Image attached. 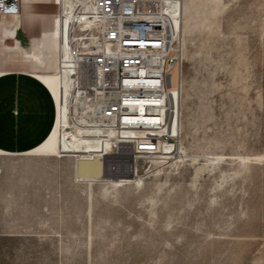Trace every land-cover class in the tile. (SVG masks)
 Returning <instances> with one entry per match:
<instances>
[{
	"label": "rangeland",
	"instance_id": "1",
	"mask_svg": "<svg viewBox=\"0 0 264 264\" xmlns=\"http://www.w3.org/2000/svg\"><path fill=\"white\" fill-rule=\"evenodd\" d=\"M145 4L183 41L177 112L159 131L176 140L158 152L173 160L147 167L117 156L116 129L81 127L68 50L63 72H49L59 159L0 175V264H264V0Z\"/></svg>",
	"mask_w": 264,
	"mask_h": 264
},
{
	"label": "built area",
	"instance_id": "2",
	"mask_svg": "<svg viewBox=\"0 0 264 264\" xmlns=\"http://www.w3.org/2000/svg\"><path fill=\"white\" fill-rule=\"evenodd\" d=\"M19 12L20 0H0L1 15ZM74 13V26L96 24L88 39L74 44L70 101L85 110L86 119L116 129L117 156L142 160L160 152L162 141L176 144L174 137L159 131L177 112L169 87L174 70L182 78L179 34L158 21L145 0H77ZM164 160L167 165L172 159Z\"/></svg>",
	"mask_w": 264,
	"mask_h": 264
},
{
	"label": "crops",
	"instance_id": "3",
	"mask_svg": "<svg viewBox=\"0 0 264 264\" xmlns=\"http://www.w3.org/2000/svg\"><path fill=\"white\" fill-rule=\"evenodd\" d=\"M59 2L20 0L19 14H0L1 176L23 161L57 158L31 152L47 140L58 119L56 99L36 74L62 69Z\"/></svg>",
	"mask_w": 264,
	"mask_h": 264
},
{
	"label": "bare ground",
	"instance_id": "4",
	"mask_svg": "<svg viewBox=\"0 0 264 264\" xmlns=\"http://www.w3.org/2000/svg\"><path fill=\"white\" fill-rule=\"evenodd\" d=\"M75 1V5H76ZM60 4V15L59 18L56 21V30L57 28L60 29L61 31V35L63 36V29L62 27H64V33L66 34L68 32V37L69 38L66 39V48L69 51H73L74 52V44L76 43V41H79L80 39H88L89 36L92 35L91 30H93V25L96 23H85L82 22L80 23V27L74 26L72 21H67L66 19L70 18L69 15H64L62 13V10H65L66 8H68V5L70 4L69 0H60L59 2ZM75 5H74V9H75ZM74 9H73V15L75 16L74 13ZM60 20V22H59ZM62 24V26H61ZM178 24L175 25V29L178 30ZM80 30L81 33H80ZM75 32V33H74ZM80 34V35H77ZM81 37V38H80ZM62 53H63V57H65V53L67 54L66 49H62ZM64 70V64L62 61V69L61 72H63ZM37 77L39 79H41V81H43L48 87L49 89L52 91L56 102H57V107H58V119L55 125V128L53 130V132L51 133V135L47 138V140L40 146L38 147L36 150H34L33 152H31V154H47V155H53V154H58L59 153V148H60V102H61V93H60V84H59V75L57 73H41V74H36ZM180 78V75L178 73V71L175 72L174 74V79L176 81H178ZM73 84V83H72ZM72 84L70 87V96H71V90H72ZM70 96H69V106L71 108V112L73 115L78 116L80 118L81 121V127H101V122H99L98 120L95 119H86V117L84 116L85 110H81L78 106L74 105L72 103V100L70 101ZM140 119L145 120L147 118H145L144 116H141ZM111 120V119H110ZM149 120V119H148ZM147 120V121H148ZM115 121L111 120L110 123L113 124ZM110 129H113L112 127H110ZM175 154L172 153H166L163 154L162 156L157 153L156 155H152L150 156V158H148V162H147V167L149 166L150 168L156 166V165H160L162 163H165L166 158H172V156H174ZM158 156H160L161 158H157ZM165 157V158H164ZM169 160V161H172Z\"/></svg>",
	"mask_w": 264,
	"mask_h": 264
}]
</instances>
